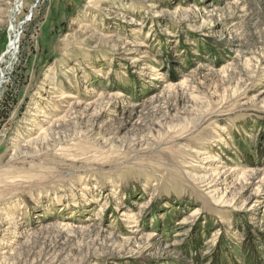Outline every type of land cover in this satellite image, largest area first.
Instances as JSON below:
<instances>
[{"label": "rangeland", "instance_id": "obj_1", "mask_svg": "<svg viewBox=\"0 0 264 264\" xmlns=\"http://www.w3.org/2000/svg\"><path fill=\"white\" fill-rule=\"evenodd\" d=\"M0 264H264V0H0Z\"/></svg>", "mask_w": 264, "mask_h": 264}, {"label": "bare ground", "instance_id": "obj_2", "mask_svg": "<svg viewBox=\"0 0 264 264\" xmlns=\"http://www.w3.org/2000/svg\"><path fill=\"white\" fill-rule=\"evenodd\" d=\"M19 31V30H18ZM15 35H17V34H15ZM17 37V36H16ZM14 38V37H13ZM12 38V39H13ZM17 39V38H16ZM11 42V41H10ZM17 43H18V41L17 40H14L11 44H10V49L9 50H11V49H13V48H16L17 47ZM208 161H213V160H208Z\"/></svg>", "mask_w": 264, "mask_h": 264}]
</instances>
